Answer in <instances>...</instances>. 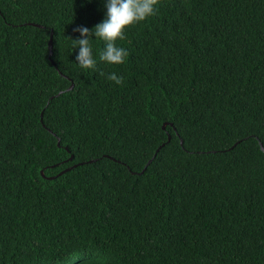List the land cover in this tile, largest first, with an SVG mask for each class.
<instances>
[{
    "label": "trees",
    "instance_id": "16d2710c",
    "mask_svg": "<svg viewBox=\"0 0 264 264\" xmlns=\"http://www.w3.org/2000/svg\"><path fill=\"white\" fill-rule=\"evenodd\" d=\"M104 12L0 0V264H264V0H157L82 69Z\"/></svg>",
    "mask_w": 264,
    "mask_h": 264
},
{
    "label": "clouds",
    "instance_id": "9594fccd",
    "mask_svg": "<svg viewBox=\"0 0 264 264\" xmlns=\"http://www.w3.org/2000/svg\"><path fill=\"white\" fill-rule=\"evenodd\" d=\"M157 0H103L104 18L93 27L78 24L72 29L78 35L73 38L74 59L82 69H94L97 58L94 55L91 38L98 37L103 46L99 60L110 65L121 64L128 56V50L117 43L123 39L127 26L143 21L156 12ZM107 79L120 84L123 80L115 71Z\"/></svg>",
    "mask_w": 264,
    "mask_h": 264
},
{
    "label": "water",
    "instance_id": "95a60500",
    "mask_svg": "<svg viewBox=\"0 0 264 264\" xmlns=\"http://www.w3.org/2000/svg\"><path fill=\"white\" fill-rule=\"evenodd\" d=\"M53 31L51 32V34H50V40H49V49H50V53L52 54V47H53ZM74 85H73V83L70 85V88H72ZM61 92H59L57 95H59ZM53 96H51V98H52ZM41 115L43 116V111H42V113H41ZM263 147V146H262ZM264 148V147H263ZM71 158H73V155L71 156ZM150 161V160H149ZM67 169H69V168H67ZM65 171V170H64Z\"/></svg>",
    "mask_w": 264,
    "mask_h": 264
}]
</instances>
